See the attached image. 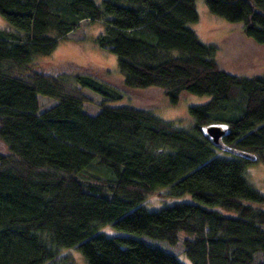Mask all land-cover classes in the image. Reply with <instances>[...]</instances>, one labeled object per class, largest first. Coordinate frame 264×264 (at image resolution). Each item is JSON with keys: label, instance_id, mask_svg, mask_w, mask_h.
Segmentation results:
<instances>
[{"label": "trees", "instance_id": "trees-1", "mask_svg": "<svg viewBox=\"0 0 264 264\" xmlns=\"http://www.w3.org/2000/svg\"><path fill=\"white\" fill-rule=\"evenodd\" d=\"M99 1L0 0L13 28H0V264H75L69 249L84 264H181L161 243L180 245L190 264H254L264 195L244 169L264 162V74L219 67L216 46L189 27L194 0ZM204 4L264 45V0ZM82 20L102 22L93 43L115 56L124 87L162 88L171 105L182 92L207 95L188 107L192 125L121 104L96 70L30 66ZM84 91L99 97L94 114ZM211 125L223 131L216 144ZM219 145L232 156L216 155ZM159 189L192 202L145 209Z\"/></svg>", "mask_w": 264, "mask_h": 264}, {"label": "rangeland", "instance_id": "rangeland-1", "mask_svg": "<svg viewBox=\"0 0 264 264\" xmlns=\"http://www.w3.org/2000/svg\"><path fill=\"white\" fill-rule=\"evenodd\" d=\"M94 1L97 3L99 0ZM194 6L198 18L196 22L189 24V27L201 42L216 46L214 59L219 67L237 76L253 77L264 74V45L256 44L244 37L241 33V22H228L222 17L211 13L206 8L204 0H194ZM0 28L13 29L1 16ZM102 32V22L82 20L64 39L58 41L56 47L49 54L34 56L30 66L33 69L48 70L72 62L78 67L96 70L99 78L121 90L123 93L121 104L148 109L160 119L178 123L182 128H189L192 125V118L188 114V107L204 103L209 97L182 92L178 101L171 105L164 97L162 88L129 89L124 87L116 66L115 56L106 49L96 47L93 43L94 37ZM104 72H108V74H104ZM84 93L89 101L84 103L83 108L87 113L94 114L98 111L99 97L88 91H84ZM40 105L46 107L49 102L44 101ZM223 149L222 145L217 146L215 149L216 155L225 158L232 156ZM3 151H5L4 146L0 144V154ZM244 179L253 189L264 195V162H257L245 167ZM157 192L161 195L153 193L145 199V204L149 207L147 208L142 204L145 209L157 210L176 203L192 202V198L188 194L176 197L166 195V189H159ZM262 207L264 208V203ZM222 212L230 214L225 211ZM101 230L107 235L114 233L110 226H102ZM161 245L165 249L174 251L179 256L178 260L181 264H190L185 255L182 256L180 245H175L172 248L163 243ZM61 253L69 255L75 264H84L82 256L75 249L62 250ZM263 259L264 256L258 253L254 264L262 262Z\"/></svg>", "mask_w": 264, "mask_h": 264}, {"label": "water", "instance_id": "water-1", "mask_svg": "<svg viewBox=\"0 0 264 264\" xmlns=\"http://www.w3.org/2000/svg\"><path fill=\"white\" fill-rule=\"evenodd\" d=\"M205 133L211 139L213 144H216L222 135L223 131L219 126L211 125L205 129Z\"/></svg>", "mask_w": 264, "mask_h": 264}]
</instances>
